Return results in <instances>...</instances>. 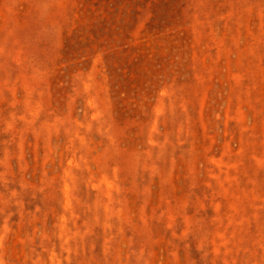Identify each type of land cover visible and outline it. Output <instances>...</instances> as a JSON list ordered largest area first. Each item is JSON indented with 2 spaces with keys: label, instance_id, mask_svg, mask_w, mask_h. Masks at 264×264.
Returning <instances> with one entry per match:
<instances>
[{
  "label": "rangeland",
  "instance_id": "rangeland-1",
  "mask_svg": "<svg viewBox=\"0 0 264 264\" xmlns=\"http://www.w3.org/2000/svg\"><path fill=\"white\" fill-rule=\"evenodd\" d=\"M0 264H264V0H0Z\"/></svg>",
  "mask_w": 264,
  "mask_h": 264
}]
</instances>
